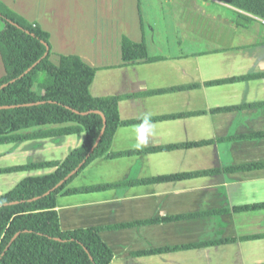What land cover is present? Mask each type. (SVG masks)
<instances>
[{"label":"crops","instance_id":"crops-1","mask_svg":"<svg viewBox=\"0 0 264 264\" xmlns=\"http://www.w3.org/2000/svg\"><path fill=\"white\" fill-rule=\"evenodd\" d=\"M0 1L50 35L54 65L78 56L96 69L91 95L121 98L120 120L135 121L117 128L110 150L135 153L92 162L68 189L126 185L58 195L62 230L132 224L101 233L111 264H264V207L236 210L264 204L263 19L241 27L242 12L218 0ZM123 37L145 42L151 60L124 65ZM9 72L0 44V80ZM85 137L0 146V164H11L0 169L62 162ZM240 165L256 167L229 169ZM181 175L190 176L161 180ZM181 215L191 217L142 223ZM150 250L159 252L139 255Z\"/></svg>","mask_w":264,"mask_h":264},{"label":"trees","instance_id":"trees-1","mask_svg":"<svg viewBox=\"0 0 264 264\" xmlns=\"http://www.w3.org/2000/svg\"><path fill=\"white\" fill-rule=\"evenodd\" d=\"M218 1L242 12L237 23L241 27H247L254 18L264 20V0ZM0 44L10 68L9 74L0 80V146L80 134L86 136L84 143L62 162L44 161L0 169V175L54 170L47 175L24 179L15 189L0 197V264H111L114 254L102 240L101 233L128 228L132 224L65 231L60 226L56 200L60 194H86L126 185L116 183L68 189L71 182L92 162L135 153H110L117 128L135 121L120 120L118 106L121 98H96L91 95L96 69L78 56H61L60 64L54 65L50 61V35L38 23L29 22L1 1ZM122 60L124 65L151 60L145 42L136 43L123 37ZM222 82L225 81L215 83ZM98 140L94 151H91ZM173 148L178 147L164 149ZM82 162H85L83 166L72 174ZM252 167L256 166L240 165L229 169ZM208 173L213 172H202L203 175ZM62 181L58 188L45 196ZM260 207H264V204L236 210ZM189 217L181 215L142 223L156 224ZM198 246L201 245L182 248ZM156 252L159 251H143L139 255Z\"/></svg>","mask_w":264,"mask_h":264},{"label":"rangeland","instance_id":"rangeland-1","mask_svg":"<svg viewBox=\"0 0 264 264\" xmlns=\"http://www.w3.org/2000/svg\"><path fill=\"white\" fill-rule=\"evenodd\" d=\"M199 17L196 16V20L195 21H199ZM202 24V21L200 22ZM204 25V24H202ZM190 35H193L192 32H189ZM7 146V145H6ZM5 146V147H6ZM3 148V147H2ZM65 150V149H64ZM63 150V151H64ZM63 151H60L58 154H56V156H52V157H48V159L50 158H54V159H61V152ZM44 159H46L47 157H43ZM7 160H4L1 162L0 166L2 167H8V166H11L10 163L7 164L6 162ZM31 161H35L34 158H30L29 159V164L31 163ZM33 163V162H32ZM11 168V167H9ZM33 173L36 174L35 171H24V172H17V173H13L12 175H10L9 177H3L4 179L1 180L0 178V195H3V194H7L9 193L10 191H12L13 189H15L24 179L26 178H29V177H34ZM43 174V172H41ZM41 174V175H42ZM64 225V224H63Z\"/></svg>","mask_w":264,"mask_h":264},{"label":"clouds","instance_id":"clouds-1","mask_svg":"<svg viewBox=\"0 0 264 264\" xmlns=\"http://www.w3.org/2000/svg\"><path fill=\"white\" fill-rule=\"evenodd\" d=\"M150 127V116L145 115L142 119V123L137 126V131L139 133L138 139L143 141L145 136L144 133L149 129Z\"/></svg>","mask_w":264,"mask_h":264},{"label":"water","instance_id":"water-1","mask_svg":"<svg viewBox=\"0 0 264 264\" xmlns=\"http://www.w3.org/2000/svg\"><path fill=\"white\" fill-rule=\"evenodd\" d=\"M35 65H36V64H35ZM33 67H34V66H33ZM33 67H32V68H33ZM98 142H99V140L96 142V144L94 145V147L92 148L91 151H94V149H95V147L97 146ZM84 163H85V162H82V163L78 166V168H77L74 172H72V174H74L75 172H77V171L83 166ZM72 174H70V175H72ZM62 183H63V181L60 182L55 188H53L52 190H50L49 192H47V193L45 194V196H46V195H49L52 191H54L56 188H58ZM38 198H39V197H38Z\"/></svg>","mask_w":264,"mask_h":264}]
</instances>
